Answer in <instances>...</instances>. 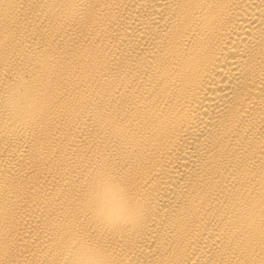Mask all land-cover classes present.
I'll list each match as a JSON object with an SVG mask.
<instances>
[{"label":"bare ground","instance_id":"bare-ground-1","mask_svg":"<svg viewBox=\"0 0 264 264\" xmlns=\"http://www.w3.org/2000/svg\"><path fill=\"white\" fill-rule=\"evenodd\" d=\"M0 264H264V0H0Z\"/></svg>","mask_w":264,"mask_h":264}]
</instances>
